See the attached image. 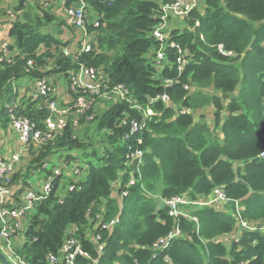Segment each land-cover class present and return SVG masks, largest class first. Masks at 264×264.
<instances>
[{
	"label": "trees",
	"instance_id": "trees-1",
	"mask_svg": "<svg viewBox=\"0 0 264 264\" xmlns=\"http://www.w3.org/2000/svg\"><path fill=\"white\" fill-rule=\"evenodd\" d=\"M84 1L88 18L91 11L99 25L88 24L95 34L93 50L74 61L54 55L61 41L41 30L54 18L49 10L40 7L41 16L12 22V56L0 62V126H9L7 105L18 98L16 115L40 122L48 113L37 101L13 92L12 81L58 75L51 79L55 84L68 79L81 62L102 71L109 87L127 86L129 100L101 98L77 117L78 127L70 118L53 141L31 147L26 168L12 176L11 185L21 184L19 191L29 186L36 170L50 175L60 158L66 165L48 196L24 217L23 243L15 251L31 264H50L48 253H55L73 228L93 258L98 255L95 234L101 235L104 248L96 264H264V233L243 230L235 241L237 215H232L237 201L243 219L264 222V159L259 157L264 149V0H205L204 8H194L185 25L171 32L187 60L180 73L175 48L167 49L162 62L155 60L159 45L150 32L158 0ZM218 44L233 56L220 54ZM28 60L33 65L26 71ZM165 79L174 82L165 86ZM164 92L169 106L160 100L149 104ZM134 103L140 107L133 108ZM148 105L152 115L146 126L131 133V120L146 119ZM209 106L212 127L194 116ZM136 148L143 153L141 166L129 158ZM76 151L86 159L75 162L83 174L77 181L67 176L69 162L79 159L72 154ZM53 155L59 158L51 160ZM46 162L51 167L43 168ZM131 177L135 183L121 199ZM68 184L74 189L68 190ZM218 187L230 199L223 209L191 206L196 221L179 217L182 237L163 250L152 248L175 227L165 200L180 194L206 200ZM117 216L111 230L97 225ZM87 261L77 258V264Z\"/></svg>",
	"mask_w": 264,
	"mask_h": 264
},
{
	"label": "built area",
	"instance_id": "built-area-1",
	"mask_svg": "<svg viewBox=\"0 0 264 264\" xmlns=\"http://www.w3.org/2000/svg\"><path fill=\"white\" fill-rule=\"evenodd\" d=\"M61 2L60 6L65 12L66 22L78 31V37L74 48L64 46L61 48L60 54L74 61L81 53H89L93 50L95 39L91 40L90 36L94 35V33L89 31L87 26L89 24L97 27L99 24L97 19L92 20L88 18V6L84 0H77L70 4H67V0H61ZM157 3L158 6L154 12L155 24L150 32L152 38L159 45L155 51V60L157 63L162 62L166 57L167 49L175 48V62L180 73L187 64V60L184 56L183 49L171 40V32L185 25V19L189 17L190 12L194 8H204L205 0H158ZM8 14L13 16L12 12H8ZM195 25H198L197 21ZM8 47V42L0 43V62L5 59L8 53ZM216 47L220 54L233 56L232 51L224 49L222 44H218ZM32 65L33 61L28 60L26 71ZM68 73L69 78L66 81L68 82L69 93L65 95L67 97L61 98L56 96V90L51 79L58 75L38 78L31 84L29 88L30 92L25 96L30 98L31 101H37L38 107L40 109L45 108L48 112L40 122H35L28 117L15 114V110L19 105V98L12 104L7 105L10 113L9 126L18 135L19 142V149L12 153L9 158L0 161V251L5 255L10 264H31L15 251V232L20 225L17 221L32 210L35 202L43 200L48 196L53 188L55 176L61 174V167L66 165L64 160L63 162L60 161L58 165H54L52 167V174L45 176L39 190H25L20 203L16 205L13 204L11 180L16 165L21 160L22 152H26L32 146L39 147L42 144L53 141L62 133L70 118L72 125L78 127L79 122L77 117L90 111L95 107L96 103H99V99L101 98L110 99L111 97H115L117 100H129V88L123 84L109 87V79L98 68L87 66L81 62ZM164 82L165 86H170L174 80L165 79ZM184 88L185 90H189L188 85H185ZM158 100L162 101L166 106L170 105V97L165 92L151 98L149 104ZM131 106L136 109L140 107L136 103ZM151 115L152 109L148 105L144 113L146 119H132L130 122V132L133 133L142 130L146 126L147 118ZM91 118V115L86 117L87 120ZM138 142L141 143L140 140ZM142 156V151L136 148L129 158L136 159L137 166H141L143 161ZM259 157L264 159V149L260 151ZM42 167L49 168L51 166L46 162ZM71 171L76 176L81 174L82 169L75 164L71 167ZM75 181L77 180L75 179ZM134 183L135 178L131 177L127 188L121 191V199L127 196L128 187L134 185ZM67 189L73 190L74 185L68 184ZM228 201L230 199L219 187L215 188L212 197L206 200H192L186 194L175 195L165 200L168 215L175 220V227L166 236L156 240L152 248L154 250H163L167 247L171 239L182 237V232L179 228V217L183 216L196 221L195 217L190 216L189 211L191 206L212 205L223 209ZM235 209L236 214L232 213L233 216L237 215V234L234 236L235 241L238 240V234L243 230H256L264 233V222L251 223L243 219L240 215L241 207L237 201H235ZM117 222L118 216L108 222L97 223V225L100 226L101 230H111ZM100 238L101 235L99 233L95 234L98 255L93 258L90 252L85 250L81 240L74 236L73 228H70L58 250L55 253H48V262L50 264H56L61 259V264H77V258L83 256L88 259L85 264H96L104 248V244L99 242Z\"/></svg>",
	"mask_w": 264,
	"mask_h": 264
},
{
	"label": "crops",
	"instance_id": "crops-1",
	"mask_svg": "<svg viewBox=\"0 0 264 264\" xmlns=\"http://www.w3.org/2000/svg\"><path fill=\"white\" fill-rule=\"evenodd\" d=\"M28 5V4H36L37 7L40 9V7L44 10L47 9L49 12H51L54 16L53 20L51 23H48L42 28L41 30L43 32H48L52 35H54L56 38H58L61 41V45L57 50H54L55 54H60L61 53V48L64 46H68L71 48H74L76 46L77 42V37H78V31L74 29L73 27L69 26L66 22L65 18V12L61 8V0H27V3L25 0H0V43L1 42H8L10 45L12 43L10 37H9V30L11 27V24L14 20L18 18L23 20V17H25V13L22 10L23 8V3ZM32 1V2H31ZM17 7L18 11L13 13V8ZM51 9V10H50ZM89 9V8H88ZM8 12H12L13 16H10ZM36 14V13H35ZM27 16V15H26ZM34 16V15H33ZM37 16H41V13L39 12ZM89 17L92 20L94 14L90 11L89 12ZM89 30V28H88ZM90 31V30H89ZM91 40H94L95 34L90 36ZM11 53L8 50L7 55L5 56V60H10L11 59ZM2 57V56H1ZM33 82H31V79L28 78H23L19 81H12V89L13 92L17 91L19 94V97H23V95H28L29 94V88ZM54 88L56 90V96L61 97L63 95H66L69 93L68 90V82L63 79H58V83L54 84ZM11 95V93H10ZM26 97V96H25ZM199 120V119H197ZM19 149V142H18V135L16 132L10 128V126L7 127H2L0 126V161L5 160L11 156L12 153L16 152ZM30 149H28L25 153L22 152L21 154V160L20 162L16 165L15 172L22 171L26 168L28 161L30 160V154L28 152ZM24 153V154H23ZM60 162H58L56 165H58ZM62 168V167H61ZM64 168V166H63ZM62 168V169H63ZM71 170H69L70 172ZM34 173V172H33ZM32 173V174H33ZM67 174V173H66ZM42 180L35 186L32 184L28 183V187H24L22 191H19L21 188V184L19 183H12V191H13V204L18 205L22 199V195L24 194L25 190L28 189H33L36 187L35 190H39L43 180L45 179V172L41 175ZM69 176L73 177L74 179H78L83 176V174L72 176L70 174ZM28 182V180H27ZM33 187V188H31ZM26 214L18 219L19 228L15 232V239H14V245H20L23 243V231L26 227L25 225V219L24 217ZM22 225V226H21ZM224 238L228 237V235L223 236ZM223 239V238H222ZM217 240H221V237L219 236ZM224 241V240H222ZM225 242V241H224Z\"/></svg>",
	"mask_w": 264,
	"mask_h": 264
},
{
	"label": "rangeland",
	"instance_id": "rangeland-1",
	"mask_svg": "<svg viewBox=\"0 0 264 264\" xmlns=\"http://www.w3.org/2000/svg\"><path fill=\"white\" fill-rule=\"evenodd\" d=\"M25 2L27 3V0H25ZM32 2V1H31ZM22 3H23V8H22V10H25V11H23L29 18H33V17H35V16H37L38 15V13H39V8L37 7V3L36 4H28V5H26V4H24V1H22ZM51 10V9H50ZM13 13H15V12H17L18 11V8L17 7H15V8H13ZM36 13V14H35ZM25 15V16H26ZM34 15V16H33ZM23 19L25 20V17H23ZM17 92V91H16ZM18 93V92H17ZM62 97H67V96H65V95H63V96H61V98ZM194 116H195V120H197V119H199V120H204L205 122H207L209 125V127H212V120H213V110H212V108L209 106V107H205V108H203V109H200V110H197L196 112H195V114H194ZM83 131V130H82ZM91 139L93 140V141H95L96 140V137H91ZM25 153V152H24ZM23 153V154H24ZM73 155L74 154H76V156H77V158H79V159H77L76 161H70L69 163H73V165L72 166H74L75 165V162H77V163H79V164H83L82 163V161H84V160H86L82 155H81V153L80 152H74V153H72ZM79 155V157H78V155ZM64 157V156H63ZM59 158V156L58 155H53L52 156V158H51V160H54V159H58ZM63 158H60L59 160H57V162L56 163H58V162H60V161H62L63 162ZM77 165V164H76ZM78 166V165H77ZM68 170L69 169H71V167L69 166L68 168H67ZM44 173V171L43 170H41V169H38V170H36L33 174H31L30 175V177L28 178V183L29 184H32V185H36V184H38L39 182H41V180H42V174ZM66 173H68V172H66ZM71 172H69L68 173V175L67 176H69V174H70ZM37 187V186H36ZM36 187H31V188H33V189H36ZM155 197H158V194L157 195H155ZM221 209V208H220ZM227 239L229 238V239H231V236H228V237H226ZM226 244H229V243H226ZM0 264H1V262H0Z\"/></svg>",
	"mask_w": 264,
	"mask_h": 264
},
{
	"label": "water",
	"instance_id": "water-1",
	"mask_svg": "<svg viewBox=\"0 0 264 264\" xmlns=\"http://www.w3.org/2000/svg\"><path fill=\"white\" fill-rule=\"evenodd\" d=\"M0 262L1 264H10L5 255L0 251Z\"/></svg>",
	"mask_w": 264,
	"mask_h": 264
},
{
	"label": "bare ground",
	"instance_id": "bare-ground-1",
	"mask_svg": "<svg viewBox=\"0 0 264 264\" xmlns=\"http://www.w3.org/2000/svg\"><path fill=\"white\" fill-rule=\"evenodd\" d=\"M161 65V64H160ZM160 67V66H159ZM22 226V225H21Z\"/></svg>",
	"mask_w": 264,
	"mask_h": 264
}]
</instances>
